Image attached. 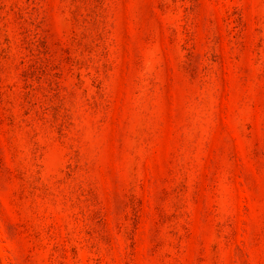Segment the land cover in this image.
I'll list each match as a JSON object with an SVG mask.
<instances>
[{"label": "rangeland", "instance_id": "obj_1", "mask_svg": "<svg viewBox=\"0 0 264 264\" xmlns=\"http://www.w3.org/2000/svg\"><path fill=\"white\" fill-rule=\"evenodd\" d=\"M0 264H264V0H0Z\"/></svg>", "mask_w": 264, "mask_h": 264}]
</instances>
